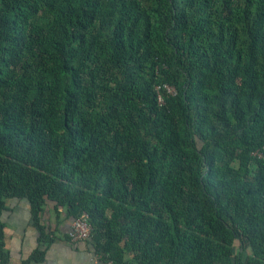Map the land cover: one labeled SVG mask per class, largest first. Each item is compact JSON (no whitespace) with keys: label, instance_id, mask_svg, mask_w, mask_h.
I'll list each match as a JSON object with an SVG mask.
<instances>
[{"label":"trees","instance_id":"16d2710c","mask_svg":"<svg viewBox=\"0 0 264 264\" xmlns=\"http://www.w3.org/2000/svg\"><path fill=\"white\" fill-rule=\"evenodd\" d=\"M261 148L264 0H0L3 264L10 198L106 263L264 264Z\"/></svg>","mask_w":264,"mask_h":264},{"label":"crops","instance_id":"0c3cea01","mask_svg":"<svg viewBox=\"0 0 264 264\" xmlns=\"http://www.w3.org/2000/svg\"><path fill=\"white\" fill-rule=\"evenodd\" d=\"M6 205L1 217L5 223V264H106L92 241L71 239L73 220L65 208L57 210L55 203L47 201L40 214V224L55 238L47 242L41 240L31 204L26 199L10 198ZM36 254L38 257L34 258Z\"/></svg>","mask_w":264,"mask_h":264},{"label":"built area","instance_id":"2783aa9c","mask_svg":"<svg viewBox=\"0 0 264 264\" xmlns=\"http://www.w3.org/2000/svg\"><path fill=\"white\" fill-rule=\"evenodd\" d=\"M162 100V97H160ZM259 151V150H258ZM264 156V152H257ZM92 224L90 223L89 216L84 214L78 219L74 220L72 223V230L70 232V237L73 241H91L92 237ZM2 248L0 246V264H3L2 259ZM106 264H115L114 262H108Z\"/></svg>","mask_w":264,"mask_h":264},{"label":"rangeland","instance_id":"374dc122","mask_svg":"<svg viewBox=\"0 0 264 264\" xmlns=\"http://www.w3.org/2000/svg\"><path fill=\"white\" fill-rule=\"evenodd\" d=\"M171 90H173V88H171ZM160 102H163V99ZM257 152H264V148L259 149V151L253 152L254 155H257V156H259V157L264 159V156L261 155L260 153H257Z\"/></svg>","mask_w":264,"mask_h":264}]
</instances>
